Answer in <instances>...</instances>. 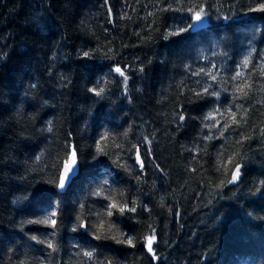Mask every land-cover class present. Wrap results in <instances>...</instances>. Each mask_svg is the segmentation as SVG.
Returning <instances> with one entry per match:
<instances>
[{"label": "trees", "instance_id": "16d2710c", "mask_svg": "<svg viewBox=\"0 0 264 264\" xmlns=\"http://www.w3.org/2000/svg\"><path fill=\"white\" fill-rule=\"evenodd\" d=\"M262 6L0 0V264H264Z\"/></svg>", "mask_w": 264, "mask_h": 264}, {"label": "snow or ice", "instance_id": "6c2138e0", "mask_svg": "<svg viewBox=\"0 0 264 264\" xmlns=\"http://www.w3.org/2000/svg\"><path fill=\"white\" fill-rule=\"evenodd\" d=\"M262 7H264V6H262ZM200 18H201L200 14L197 13L196 14V19L200 20ZM85 55H87V53H85ZM245 63H247V61H245ZM115 71L117 73H119L121 76L124 75V72L119 67H117L115 69ZM237 75H239V73ZM240 90L243 91V89H240ZM205 91H207V90L205 89ZM97 94H99V92ZM245 95H246V93H245ZM233 119H235V117H233ZM138 159H139V157H138ZM75 161H76V153L73 152L72 153V161H71V163L65 166L64 176L62 177L61 183H60V187L61 188H63L65 186V181L70 180L71 179V175L75 173V168L73 167V165L75 164ZM239 173H240V167H239V165H236L235 171L232 174V180L233 181L238 178ZM113 207H116V205L113 204ZM119 210L121 212H123L125 209L124 208H120ZM131 210L134 211L135 209H131ZM53 215H55V214H53ZM55 223H56V221L54 219L51 220V224L53 226L55 225ZM146 239H147L148 251L152 252L153 251L152 245L154 244V242L156 240V237H155V235H152V236L147 237ZM128 243L131 244V240H129ZM49 247H51V245H49ZM86 255H91V254L90 253H86Z\"/></svg>", "mask_w": 264, "mask_h": 264}, {"label": "water", "instance_id": "95a60500", "mask_svg": "<svg viewBox=\"0 0 264 264\" xmlns=\"http://www.w3.org/2000/svg\"><path fill=\"white\" fill-rule=\"evenodd\" d=\"M199 25H201V24L200 23L195 24L194 27H193V29H195ZM73 152L76 153V151L74 150V148H72L71 153H70L69 158H68V161L64 164V166L62 168L61 175H60V181H59V189H60V191H65L68 188V186L71 183V181L73 180V178L79 173V164H78V158H77V154H76V161H75V164L73 165V167L75 168V173L71 175V179L70 180L65 181V186L63 188L60 187L61 179L64 176V172H65V166L71 163V161H72V153ZM138 157H139V159H138ZM136 159H137V163L138 164H141L142 163L141 157H140V154L139 153H137ZM142 167H144L143 164H141V168ZM82 228H83L84 231H86V223L83 224Z\"/></svg>", "mask_w": 264, "mask_h": 264}, {"label": "bare ground", "instance_id": "6f19581e", "mask_svg": "<svg viewBox=\"0 0 264 264\" xmlns=\"http://www.w3.org/2000/svg\"><path fill=\"white\" fill-rule=\"evenodd\" d=\"M139 153V152H138ZM141 165V164H140ZM143 168V167H142Z\"/></svg>", "mask_w": 264, "mask_h": 264}]
</instances>
